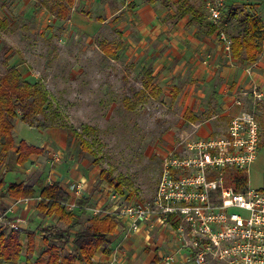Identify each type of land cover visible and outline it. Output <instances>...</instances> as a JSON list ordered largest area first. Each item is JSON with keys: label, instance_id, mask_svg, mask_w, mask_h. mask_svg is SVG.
<instances>
[{"label": "rangeland", "instance_id": "rangeland-1", "mask_svg": "<svg viewBox=\"0 0 264 264\" xmlns=\"http://www.w3.org/2000/svg\"><path fill=\"white\" fill-rule=\"evenodd\" d=\"M51 1L0 0V9L6 5L10 23L0 32V74L6 67L1 60L7 58L23 67L20 76L27 79L34 74L32 80L47 90L49 106L34 116V123L60 128L65 135L62 159L66 165L77 164L82 173L90 175L96 190L103 184L98 191L105 196V203L87 207L109 208L113 196L121 203L147 200L156 189L161 156L181 151L186 142L194 140L192 123L211 121L215 126L211 136L218 137L232 118L243 114L252 116L258 133L255 159L243 173L246 185L264 188V114L256 112L264 109V104L258 101L224 117L207 106L213 101H207L206 95L193 103H187L186 96L182 100L186 86L172 85L176 80L161 83L151 75L155 93L142 87L144 74L151 67L141 57V41H146L147 35L135 23L139 9L156 0H90L87 5L84 0H74L67 19L49 13L47 4ZM191 2L203 9L200 0ZM172 5L168 9L174 10ZM230 10L240 15L250 12L264 21V0H225L224 13ZM185 105L191 106L190 111ZM71 129L83 134L89 151L81 150L80 138ZM15 130L18 138L35 145L42 137L45 140L40 130L23 121L16 123ZM260 155L262 159L255 162ZM12 156L0 153V169L5 160L13 163ZM101 169L121 181L122 195L100 179ZM14 173H7L6 185L15 180ZM7 206L0 203V208ZM81 219L82 225L76 229L86 225L85 217ZM20 256L15 264H22L27 257ZM28 257L29 262L34 260Z\"/></svg>", "mask_w": 264, "mask_h": 264}, {"label": "crops", "instance_id": "crops-1", "mask_svg": "<svg viewBox=\"0 0 264 264\" xmlns=\"http://www.w3.org/2000/svg\"><path fill=\"white\" fill-rule=\"evenodd\" d=\"M24 1L28 3L30 0ZM84 1L86 5L90 2V0ZM200 1L202 2V0ZM159 4H161L160 0H156L149 6L140 8L135 23L136 27L147 35V40L141 41L143 46L141 57L147 59L152 76H157L161 83L176 80L172 85L185 84L181 99L183 100L186 96L187 103H193L194 99L202 100L203 95H206L207 101H213L212 105L207 104V106L214 108L219 116H234L237 110L245 106L251 107L258 101H260L258 104H264V45H262L254 63L246 62L243 59L244 53L241 58L233 55L230 58L215 32L206 33L198 24L189 22V15L178 18L175 15V8L171 10L168 9L169 6ZM172 6L174 7V4ZM6 13V5L2 4L0 18L8 19ZM185 18L187 20H184ZM7 28L0 29V32ZM8 65L15 66L19 72L23 68L10 60H8ZM32 76L34 74L25 79L21 75V78L34 82ZM195 84H199V88H195ZM185 107L190 111L191 106L185 105ZM256 112L264 114V109L256 110ZM18 122H21L19 117L15 118L13 123L12 135L15 145L7 152L13 155L14 160L12 164L5 160L4 167L0 169V179L4 182L0 191L3 193L7 187L5 184L7 173L16 172L14 173L15 180L10 183L33 185L36 193L33 197L19 199L2 195L0 203H6L8 206L0 208V211L5 213V226L23 230L19 244L21 245L20 253L24 257L27 256L22 264H26L28 256L31 255L35 259L44 249L42 228L49 225L55 226L56 222H58L57 228L63 229L61 225L68 226V223L59 221L54 215L44 217L39 214L36 208L39 201V186L57 181L70 198L67 191L68 182L71 180L85 181L83 194L77 200L85 198L87 204L84 208H80L76 203V207L71 210L74 216L73 221L79 222L78 227L82 225V217H85L84 221L87 225L88 218L92 216V208L87 205L96 202L100 206L105 203V196L98 191L103 184L96 190L93 188L94 182L91 181L89 174L86 176L82 173L77 164L74 165L75 163L68 167L65 160L62 159L66 143L65 135L60 128L29 126L40 130V133L45 136V140L42 137L40 144L35 145L17 137L15 126ZM213 130H215V126L211 121L192 123V134L194 135L192 141L212 137ZM21 140L28 145L41 148L43 152L31 154L27 161L23 164L19 163L17 161V146ZM54 155L59 158L58 161L55 160ZM259 159H262L261 155L255 162ZM48 164L50 168L46 169ZM98 195L100 197H97ZM28 232L35 234V247L32 252H29L27 243ZM108 239L110 252L105 253L101 248L97 249L92 258V264H194L185 258L180 241L166 227L157 226L148 234L144 231L126 234L124 229L117 225L114 231L108 235ZM76 264L82 263L76 262Z\"/></svg>", "mask_w": 264, "mask_h": 264}, {"label": "built area", "instance_id": "built-area-1", "mask_svg": "<svg viewBox=\"0 0 264 264\" xmlns=\"http://www.w3.org/2000/svg\"><path fill=\"white\" fill-rule=\"evenodd\" d=\"M202 4L206 20L215 26L231 58L232 41L223 25L225 0H202ZM257 144L252 116H235L224 134L186 142L181 151L163 154L150 198L121 203L113 196L112 206H95L92 215L114 217L126 234L166 227L194 264H264V188L244 185L236 190L225 182L228 170L246 173ZM84 183L68 182L66 210L76 207ZM4 215L0 211L1 227L6 225Z\"/></svg>", "mask_w": 264, "mask_h": 264}, {"label": "trees", "instance_id": "trees-1", "mask_svg": "<svg viewBox=\"0 0 264 264\" xmlns=\"http://www.w3.org/2000/svg\"><path fill=\"white\" fill-rule=\"evenodd\" d=\"M164 6L175 5V15L179 18L185 15L190 16V23L198 24L206 33L215 32V26L211 25L205 18L202 8L194 5L191 0H160ZM73 0H52L47 4L48 11L59 19L68 18V8L72 6ZM9 25L6 18H0V29ZM223 25L225 31L229 32L231 38V52L235 57L241 58L248 63H254L264 45V21L250 12L242 13L230 10L223 12ZM109 51V50H106ZM5 70L0 74V153L5 154L14 147L12 135L14 119L19 117L21 121L29 126H40L34 123V116L42 113L49 106L48 93L45 87L38 81L30 82L21 78L19 71L13 65H8V59L1 60ZM151 71L144 74L143 88H150L152 84ZM155 93V92H154ZM43 127H45L43 125ZM73 130L80 138L82 151H89L88 141L81 132ZM43 150L33 145H28L21 140L17 146V161L24 163L31 154H41ZM101 180L112 185L118 194L122 195V183L110 177L109 172L101 169L99 172ZM225 182L232 185L236 190L246 185L247 176L236 170H228ZM4 182L0 179V188ZM36 190L33 185L22 183H9L2 193L13 199L33 197ZM39 201L37 210L42 216L54 215L60 221L68 223L66 229L56 226L42 228V242L44 249L32 261L26 264H92L95 251L101 248L109 253L108 235L118 225L116 219L108 215H92L88 218V224L76 229L79 222L73 221V214L66 210L65 203L68 201V194L61 188L59 182L39 186ZM80 208H84L87 199L76 200ZM70 230H75L71 232ZM23 230L9 226H0V264H15L21 251L19 239ZM34 232L27 233L29 252L34 250ZM70 249V250H68Z\"/></svg>", "mask_w": 264, "mask_h": 264}]
</instances>
